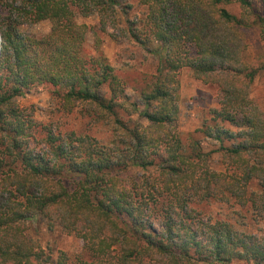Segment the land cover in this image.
<instances>
[{
	"label": "trees",
	"instance_id": "16d2710c",
	"mask_svg": "<svg viewBox=\"0 0 264 264\" xmlns=\"http://www.w3.org/2000/svg\"><path fill=\"white\" fill-rule=\"evenodd\" d=\"M0 2V264H66L31 231L37 217L82 239L80 264H264V235L199 208L248 206L264 220V111L251 94L264 64L246 57L247 31L264 38V0H139L143 16L126 17L124 29L157 60L142 107L100 35L128 16L131 0ZM92 15L97 29L77 20ZM45 20L46 34L21 30ZM185 67L221 94L213 119L187 139L178 127ZM37 85L56 88L64 110L81 106L103 122L111 140L37 121L17 100ZM215 155L226 170L214 167Z\"/></svg>",
	"mask_w": 264,
	"mask_h": 264
},
{
	"label": "rangeland",
	"instance_id": "374dc122",
	"mask_svg": "<svg viewBox=\"0 0 264 264\" xmlns=\"http://www.w3.org/2000/svg\"><path fill=\"white\" fill-rule=\"evenodd\" d=\"M133 8L128 16L120 13L118 17L119 25L109 24L105 32L100 33L103 39V49L115 67L116 74L120 77L127 88V93L132 102L140 104L139 92L145 85V78L151 76L156 68V58L143 49L137 42L129 37L125 31L127 25L126 17L131 20H138L145 12L139 0H131ZM4 6V5H3ZM0 2V15L6 13V8ZM239 12L238 7L232 8ZM120 19V20H119ZM79 23L97 29L99 17L96 15L78 17ZM51 23L48 20L34 24H26L22 27V32L29 35H43L50 31ZM94 32H90L87 43V52L92 53L94 42ZM249 48L246 53L247 59L251 63L264 64V38L261 37L257 29L247 31ZM2 38L0 36V49ZM154 49L157 45L153 44ZM180 82V114L178 127L187 139L188 134L203 127L206 122L213 119V110L220 107V90L215 83H205L193 76L190 68L185 67L179 73ZM51 85H37L26 89L23 95L17 97L22 106L34 107V117L43 124H53L54 128L61 132L75 131L79 134L90 135L101 142H108L112 138L111 130L103 123L96 122L82 108L76 107L72 111L64 110L57 98V93ZM252 96L264 111V70L256 78L252 86ZM142 107V105H139ZM125 118L129 116L123 113ZM132 118L138 119V113H134ZM147 123L146 120H142ZM230 126L229 123L226 124ZM197 136L202 137L201 133ZM209 140H204L207 150L213 148ZM214 167L219 170H226L222 164L220 156L214 157ZM207 217L214 219H230L240 228L249 232L264 235V220L260 219L248 207L239 205L223 204L218 201L207 202L199 205ZM31 231L38 236L47 252L52 255L56 262L60 255L67 257L66 264H80L78 257L87 258V253L83 250V241L74 234L64 231L61 227L55 226L54 230L48 229L46 220L39 217L30 221ZM231 264H252L246 261H234Z\"/></svg>",
	"mask_w": 264,
	"mask_h": 264
}]
</instances>
